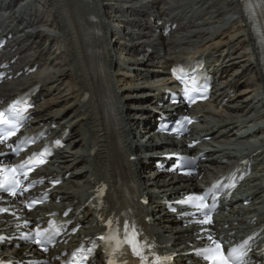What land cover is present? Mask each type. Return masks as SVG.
I'll list each match as a JSON object with an SVG mask.
<instances>
[{"label":"bare ground","instance_id":"bare-ground-1","mask_svg":"<svg viewBox=\"0 0 264 264\" xmlns=\"http://www.w3.org/2000/svg\"><path fill=\"white\" fill-rule=\"evenodd\" d=\"M45 1L54 15L53 22L58 25V29L68 41L67 54L62 52L57 59L51 62L50 67L53 66L52 68L56 70L53 75L48 70L49 68H44L21 85L37 84L40 81L43 85L41 96L48 97L49 88L47 87H52L49 86V81L73 78V91H69L67 95L58 100L47 98L44 101L42 106L44 113L53 115L48 118L50 121L46 124L50 125L51 120L64 117L70 109L73 110L77 116L71 124H79L85 120L88 122L87 153L95 150V154L84 157L86 151L78 156L77 152L73 153L71 155L73 163L64 162L60 170L67 172L74 165H86L91 160L92 168L85 173L89 179L95 177V182H97L99 178H107L112 184H116L120 178L119 161L125 158V155H120L118 150L117 133L120 132L123 120L121 117L117 118V113H121V110L128 107L126 113H123L129 115L132 108L136 106V102L133 103L134 97L130 100L126 98L130 96V90L135 89L131 80L121 75L116 76L112 72L117 65L114 62L112 41H109L107 37L109 33L106 23L107 16L105 17L100 9L102 5L103 10H106L108 3L104 2L106 0ZM195 1L197 5L201 4L200 12H206L208 16L211 10L216 9V11L206 20L205 25H202L204 22L201 23L189 37L181 40V44L186 46L187 50H183V53L213 51L217 61H220L222 55L228 52V62L225 68V74L228 75L226 82L235 81V83H229L227 89L238 91L232 103L238 102L245 106L244 110H241L236 104L231 103L232 105L219 111L216 104L208 103L198 110V112H208V117L217 116L219 121L216 128H221L220 134L215 135L218 138L223 133H233L235 129H238L237 124L240 122L235 119V116H229L226 119L224 115L231 114L250 120L252 118L250 115L257 109L255 104H258V108H264V0ZM78 3L84 4L88 9L86 14L89 15L80 13ZM192 38L195 39L192 40ZM153 64L155 61L149 57L142 67L147 69ZM121 93L127 96L120 98ZM225 94L224 91L222 96ZM253 97L255 101L251 100ZM62 99L64 101L60 102ZM117 99L123 104L124 108L121 110L117 107ZM220 101L222 98L218 100ZM61 103L63 106L60 107ZM110 112L116 114L115 122L111 121ZM123 116L125 117L124 114ZM206 131L213 133L212 128ZM233 136H235L234 133ZM74 137L78 138L74 147L85 143L80 135ZM217 159L213 161L212 168L217 167ZM218 168L221 166L219 165ZM205 169L206 172L210 170ZM83 175L79 177L80 180H83ZM89 179L84 182L86 188L91 185ZM154 182L159 189H167L173 185L161 176H158ZM72 193L66 194L65 198L73 203L77 197Z\"/></svg>","mask_w":264,"mask_h":264},{"label":"snow or ice","instance_id":"snow-or-ice-1","mask_svg":"<svg viewBox=\"0 0 264 264\" xmlns=\"http://www.w3.org/2000/svg\"><path fill=\"white\" fill-rule=\"evenodd\" d=\"M173 75L177 80L180 81L184 86V93L187 97L189 104L195 103L197 97L204 98L201 96V91L206 92L207 89L199 83L195 78L187 77V74L178 72L177 69H173ZM175 102V101H173ZM30 105L24 99H17L8 106L4 111H0V143H5L11 137L17 135L20 131L23 122L28 119L24 115ZM192 123L191 120L187 121ZM179 129H177L178 131ZM35 142V138H24L15 145L9 144V148L12 149L13 153L19 155V153L25 150L27 145ZM59 141L56 144L59 145ZM51 152L48 148L43 149L39 153H34L24 163L11 168H0V191L5 192L9 195L16 196L21 189L27 191L28 188L33 185L29 184L27 187L23 186V180L28 178L29 172L33 171L35 167L46 163V155H50ZM23 177V180L21 179ZM219 184L213 185V189L218 188ZM100 194H103V189L99 190ZM208 193L203 196L190 197L188 201L182 203H195L194 206L197 208L208 209L202 214L204 219L200 223H211L209 206L204 203ZM36 201L27 205L31 210ZM215 205L213 204V207ZM0 211L6 212L7 209H0ZM67 214V213H66ZM113 220H108L107 225L110 229L107 235L99 237L100 241H104L106 249H110L109 255L115 257L118 253L119 256L123 257L127 253H131L136 258L134 264H164L165 261L170 260L171 257H161L153 251L154 245L150 244L145 238H143L142 232L137 228L135 221L124 220L123 222L116 220L115 227L113 228ZM59 235V231L55 229L54 225H50L49 228L41 230L40 228L35 229L34 243L39 245L43 251H47V245L54 242L55 236ZM0 237V240H3ZM211 241L208 247H203L197 250L196 255L201 257L208 264H244V249L245 245L240 247H234L227 251L223 248L221 241L213 239L211 235L207 237ZM96 244L93 242L91 248H81L77 252L73 253V261L71 264H78L77 256L80 255V259L87 261L89 256L92 255ZM81 253L83 255H81ZM108 264H117L115 258L110 259ZM122 264H127V261H123Z\"/></svg>","mask_w":264,"mask_h":264},{"label":"rangeland","instance_id":"rangeland-1","mask_svg":"<svg viewBox=\"0 0 264 264\" xmlns=\"http://www.w3.org/2000/svg\"><path fill=\"white\" fill-rule=\"evenodd\" d=\"M78 6L79 5H82L81 3H78L77 4ZM78 9H79V7H78ZM80 10V9H79ZM87 11H88V9H86V7L84 6V7H82L81 8V10H80V13H82V14H84V15H89V14H86L87 13ZM210 11V10H209ZM214 21V20H213ZM213 26H214V24H213ZM239 104V103H238ZM236 105H237V103H236ZM239 105H242V104H239ZM244 108V107H243Z\"/></svg>","mask_w":264,"mask_h":264}]
</instances>
